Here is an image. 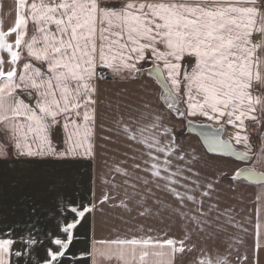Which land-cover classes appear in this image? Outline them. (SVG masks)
Returning a JSON list of instances; mask_svg holds the SVG:
<instances>
[{
  "label": "snow or ice",
  "instance_id": "1",
  "mask_svg": "<svg viewBox=\"0 0 264 264\" xmlns=\"http://www.w3.org/2000/svg\"><path fill=\"white\" fill-rule=\"evenodd\" d=\"M149 62L151 67L145 70ZM107 70L113 78L125 80L147 71L162 88L166 107L177 117L206 118L219 126L218 131L225 125L236 129L230 140L205 137L206 147L244 162L232 179L256 185L254 216L239 222L225 210L210 219L215 205L207 213L202 207L196 214L177 209L185 220L182 238L167 232L153 235L148 229L130 239H93L88 251L72 253L74 229L97 206L81 210L62 202V223L55 234L45 237L51 246L39 264H173L177 254L194 247L189 243L192 231L215 227L224 232L227 226L236 230L228 244L231 251L214 264H231L227 257L233 253L238 264H261L264 172L254 166L264 168V147L253 151L247 127L248 122L255 123L264 143V0H16L14 26L7 31L0 27V157H7L9 148L17 158L60 161L91 156L95 97ZM179 103L186 107L182 110ZM160 120L156 117L150 127L159 129ZM58 129L65 134L64 150L53 143ZM123 131L147 146L148 156L156 161L149 169L152 176L166 182L165 188L181 208L186 207L185 200L197 202L187 191L181 193L172 186L180 183L174 177L182 173L168 174L171 161L165 159L162 166L151 151L154 148L166 157L179 152L174 139L165 147L155 134L145 136V128L137 133L124 126ZM232 141L247 151H237ZM179 158H184L183 153ZM212 188L209 183L202 195L209 196ZM109 199L105 194L100 203ZM121 206L127 208L123 202ZM150 211L144 208L140 215ZM68 212L76 219L67 220ZM43 243L32 232H0V264H28L34 249ZM199 264L213 261L201 259Z\"/></svg>",
  "mask_w": 264,
  "mask_h": 264
},
{
  "label": "crops",
  "instance_id": "2",
  "mask_svg": "<svg viewBox=\"0 0 264 264\" xmlns=\"http://www.w3.org/2000/svg\"><path fill=\"white\" fill-rule=\"evenodd\" d=\"M15 18L16 0H0V27L7 31L14 26ZM28 28L31 32L33 28L31 22ZM11 39H15L14 34ZM150 66V62L145 64V70ZM106 72L111 78L98 82V92L95 97V125L91 156L60 161L17 158L11 154L12 149L9 148V155L0 157V164H24L26 170L29 169L28 172H32V180L34 177L36 180L45 178L48 173V178L57 182L53 185L52 181L46 184L42 180L41 185L26 187L23 208L25 217L22 219L11 217V214L9 218L0 217V227L4 228L0 232H6L9 229L16 234L32 232L35 238L44 240L43 245H38L34 249L33 259L28 264H39V261L45 258L46 248L51 246L45 237L49 232L55 234L62 223V213L59 210L62 202L65 205L68 203L77 205L81 210L84 206L93 204L97 206L95 211L86 213L74 229L75 239L70 249L72 253L88 251L93 239L96 241L125 237L130 239L147 233L148 229L153 230L151 233L153 235L167 232L177 239L182 238L185 235L182 228L185 220L177 214V209L196 214L195 210L202 207L203 212L207 213L209 207L215 205L216 210L213 211L210 219L217 213H224L225 210H230L231 215L239 222H245L247 218L254 216L256 185L248 182L230 184L233 182L229 178L233 175L238 160L209 153L198 136L189 133L186 129L187 121L219 127L215 122L203 117H177L165 106L160 97V86L146 72L144 75H138L134 80L113 78L110 70ZM177 99L179 101L180 97ZM179 105L182 110L186 107L183 103ZM156 117H161L159 129L150 127ZM179 125L184 126L190 137L178 138ZM124 126H128L137 133L139 129L145 128V136L155 134L161 145L165 147L168 146L167 141L175 140L179 152L174 151L166 157L164 153H157L154 148L151 151L154 156H159L158 162L162 166L165 159L171 161L168 165V174L178 170L182 173V176L174 177L180 180V183L172 186L181 193L187 191L189 195L196 198V203L185 200L186 207L181 208L179 201L165 188L166 182L152 176L149 169L156 161L148 156L147 146L138 140L129 139L128 134L123 131ZM164 127L169 129L167 133L164 132ZM223 129L224 136L228 140L236 131L231 125H225ZM254 131L258 133L254 145L257 150L264 147L260 139L261 130L255 123L248 122L247 135L250 136ZM53 143L58 150H64L67 147L62 129H58L54 134ZM232 144L244 150L243 144L238 145L234 141ZM193 148L196 151L195 154L192 152ZM180 153H183V159L179 158ZM137 164L139 168L135 167ZM43 166L48 169H42ZM117 168L122 171L118 172ZM256 169L264 172V168L259 165ZM228 172L232 174L228 176ZM161 173L164 175L163 167H161ZM5 174L0 171V188L1 184L5 183L1 176ZM25 178L28 177L25 175ZM145 180L148 181L147 184L144 183ZM209 183L213 185V188L210 195L205 197L202 193ZM132 185H135V188ZM184 185H187V188ZM7 188H3L0 196L6 193L12 198L16 196V189L10 186ZM105 194L110 199L101 204L100 201ZM141 197H144L143 201ZM137 201L141 203L138 204ZM200 201L203 202L202 205ZM121 202L126 204L127 208L122 207ZM9 203L14 202L12 200ZM16 207V203L9 205L8 212L18 210ZM144 208H149L151 211L140 215ZM49 214L52 216H48ZM66 218L67 220L76 219L71 212L66 214ZM223 218L222 216L221 220ZM17 227H24L23 232L19 233L20 230L17 231ZM189 227L193 226L189 224ZM235 232L236 230L231 226H227V231L224 232L216 231L215 227L204 232L192 231L189 243L194 247L191 251L177 254L173 264H199L201 259L211 260L214 264L218 258L226 256L231 251L228 244L232 243L230 236ZM248 246H251L250 238ZM227 258L231 264H238L235 253ZM260 261L264 264V252L260 254ZM65 264L68 262L65 261ZM84 264H87V261Z\"/></svg>",
  "mask_w": 264,
  "mask_h": 264
},
{
  "label": "rangeland",
  "instance_id": "3",
  "mask_svg": "<svg viewBox=\"0 0 264 264\" xmlns=\"http://www.w3.org/2000/svg\"><path fill=\"white\" fill-rule=\"evenodd\" d=\"M257 134L258 133H256L254 131L249 136L250 143L253 145V151H256V148H255L256 146H254V145L256 144ZM188 137H190V135H189V133H186L184 126L179 125V127H178V138L180 139V138H188ZM241 151H247V149H245V147H244V150H241ZM192 152H193V154L196 153L194 148H193ZM236 164H237V166H235V168H234L233 175L235 174V172L238 169L245 166L244 162H240V161H237ZM249 166H253V165H251V163H249ZM254 167L256 169L258 167V165H255ZM42 169H48V168H45V166H43ZM0 171H3L6 173L4 176H1V179L4 180L5 185L1 184L2 187L0 188V192H3V188H5V187L7 188L9 186L12 187V189L14 188L17 190V194H16V196L14 195L13 198L8 193H6L4 195L1 194V196H0V217L1 218H9L10 214H11V217L15 216L16 218L18 217L19 219H22L23 217H25L23 208H24V201H25L24 198H26L25 191H26L27 186L41 185L42 180H44V182L46 184L48 181H50V182L52 181L53 185H55L57 183V182H55V180H51L50 178H48L47 171H49V170L45 171L47 173L45 178H42V179L39 178V180H36L34 177L32 180V177H33L32 172H28L30 170L29 169L26 170V166L22 163H20V164H18V163L0 164ZM231 174H232V172H231ZM231 174L228 172V176H230ZM25 175L28 177L27 179L25 178ZM233 175H231L230 176L231 178H229L233 182V183H230L231 185H233V184L237 185V184H241L243 182H246L244 180H237V179L233 180L232 179ZM25 183H28V184H25ZM3 186H5V187H3ZM10 189H8V190H10ZM12 200L14 203H16V205H17L16 208L18 210H14V212H12V211L8 212V206L14 204V203H11V204L9 203ZM48 216H52V215L49 214ZM3 229H4L3 227H0V231H2ZM23 229H24V227H17L16 228L17 231L20 230L19 233H21V231Z\"/></svg>",
  "mask_w": 264,
  "mask_h": 264
},
{
  "label": "water",
  "instance_id": "4",
  "mask_svg": "<svg viewBox=\"0 0 264 264\" xmlns=\"http://www.w3.org/2000/svg\"><path fill=\"white\" fill-rule=\"evenodd\" d=\"M151 67V66H150ZM148 67V68H150ZM147 68V69H148ZM146 69V70H147ZM147 73V71H145ZM154 78V77H153ZM155 80V79H154ZM160 97H161V94H162V88L160 87ZM163 101V99H162ZM164 102V101H163ZM165 104V102H164ZM166 106V105H165ZM180 107V105H179ZM186 129L189 133H192L196 136H198V138L200 139L201 143L203 144L204 148L208 151L207 147H206V142H205V137L207 136H210V135H218L220 136L222 139L224 140H228L227 138L224 137V129L222 131H218V127H215V126H212L210 124H205V123H196V122H193V121H187L186 122ZM233 145V144H232ZM233 147L237 150V151H241L239 150L238 148H236L234 145ZM209 153L211 154H216V155H224V156H229V157H232L236 160H238L235 156H231V155H228L227 153H216V152H211V151H208ZM243 152V151H241ZM240 161V160H238ZM242 162V161H241ZM256 171H259L257 169H255ZM261 172V171H260ZM237 180H244L246 181L245 179L243 178H237ZM248 182V181H246ZM249 183V182H248Z\"/></svg>",
  "mask_w": 264,
  "mask_h": 264
},
{
  "label": "built area",
  "instance_id": "5",
  "mask_svg": "<svg viewBox=\"0 0 264 264\" xmlns=\"http://www.w3.org/2000/svg\"><path fill=\"white\" fill-rule=\"evenodd\" d=\"M105 75H106L105 80H109L111 78L110 75L107 72H105Z\"/></svg>",
  "mask_w": 264,
  "mask_h": 264
}]
</instances>
